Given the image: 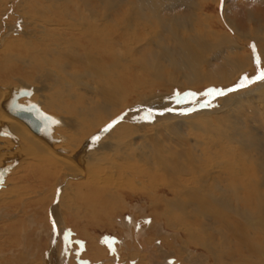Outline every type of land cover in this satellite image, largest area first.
Instances as JSON below:
<instances>
[{
  "label": "bare ground",
  "instance_id": "6f19581e",
  "mask_svg": "<svg viewBox=\"0 0 264 264\" xmlns=\"http://www.w3.org/2000/svg\"><path fill=\"white\" fill-rule=\"evenodd\" d=\"M43 1L21 0L25 11L19 16L28 20L23 22L25 30L4 45L0 26V46L11 62L5 67L0 84L10 78L7 74L14 69L22 71L17 74L29 80L23 79L16 88L7 86V92L0 89V133L5 131L8 135L5 138L0 134V177L17 165L20 170L30 167L34 177L38 171L42 176L58 173L59 179L48 197L49 233L38 263L37 253H27L24 262V256L19 259L9 255L21 225L14 222L15 215L7 212L10 206L6 204L16 197L14 186L0 184V220L6 217L18 225L6 226L7 221L3 231L0 227V232L6 231L5 237H0V264H74L69 258L64 259L63 234L67 227L74 228L76 239L86 242L81 255L84 263L107 259V250L99 237L90 235V228L120 236L117 220L131 206L128 195L152 201L153 205H148L153 221L137 234L129 232L128 223L124 225L128 230L125 235L130 238L126 259H122L125 264H171L173 257L181 264H264V81L239 87L233 94L216 100V108L201 106L192 115L167 111L168 115L156 116L154 109L168 107L162 104L165 94L157 95V90L234 83L257 61L247 51L250 42H254V53L264 62V27L243 31L229 16V0H224L223 6L221 0H197L202 7L195 16L189 13L187 18L172 17L169 21L163 11L177 3L186 6L188 0H45L52 4V9L47 8L54 12L53 21L49 19L51 15H44L46 9L43 14L42 8L37 7ZM212 2H218L222 10L221 32L212 30L211 17L204 12V5ZM190 4L194 2L191 0ZM190 4L185 7L187 10ZM122 8L127 9L124 18L120 14ZM39 16L44 25H40L42 31H38L37 40L32 34L36 33ZM252 20L249 17L250 26ZM6 27L7 32L15 28ZM167 41L171 44L167 45ZM138 44H142L139 49L135 47ZM146 49L149 56L144 55ZM16 52H21V60L15 57ZM13 60L28 71L17 67ZM30 81L35 82V92ZM22 89H31L33 95L18 102L35 105L47 117L49 127L42 136H36L23 122L5 112L14 93ZM44 108L59 116L46 113ZM118 109H130L137 122L148 124L136 125L128 114L120 117L109 131L92 135ZM125 120L129 123L123 124ZM61 127H67L70 136L56 131ZM184 128L195 134L193 141L190 133H183ZM172 135L176 144L172 143ZM96 136L99 140L94 141ZM176 147L181 150L176 151ZM137 158L139 161L135 162ZM15 172L4 178L6 183L12 182ZM59 188L63 190L61 201L54 208ZM162 190L172 198L160 196L158 192ZM66 196L72 197L74 204L81 203L84 210L76 212L71 205V210L63 209ZM39 197L43 203L47 199L45 193ZM22 199L16 201L25 206L27 200ZM156 203L163 204L162 210L159 206L154 208ZM136 212L144 215L145 209ZM50 216L55 231L49 225ZM30 219L36 223L35 217ZM215 225L213 235H209L210 227ZM250 232L254 233V240ZM159 240L162 244L158 247Z\"/></svg>",
  "mask_w": 264,
  "mask_h": 264
},
{
  "label": "rangeland",
  "instance_id": "374dc122",
  "mask_svg": "<svg viewBox=\"0 0 264 264\" xmlns=\"http://www.w3.org/2000/svg\"><path fill=\"white\" fill-rule=\"evenodd\" d=\"M48 1H50V0H48ZM48 1H45L44 0L43 1L44 4H38L37 7L39 6L38 8H42L40 10L42 13H43V9H46V11H44L45 14L44 13L43 14L47 18H48V16L50 17V15H51V17L49 19L51 21H53L52 19H54V14L52 16V13H54V12H52V10H50V11L48 10L47 7H49V6L52 9V6H51L52 4L50 5V3ZM192 1L194 2V4H190L191 3V0H188L187 1V3L190 4V6H189L190 8H188V10L185 7L187 5H189V4H186V6H184L185 5L184 3H183V5L177 3L176 6L172 7L170 10L165 9L163 11V13L167 17L166 19L169 21V20H172V17L173 18H175V17L176 18H179L180 17V20H182L184 18L189 17L188 16L189 13L191 15L194 14V16H195L196 15L195 13H197L196 11L198 10V12H199V10L201 9L202 5H201V3L197 2V0H192ZM20 2H21V0H13V1H10L9 3H8V0H0V26L2 25V27H3L2 28V31H3V34L5 35L4 36V40L2 41L3 42L2 43L3 45L5 44V42L7 40L12 39V37L14 39V37L21 36L22 33H23V31L25 30V27H24L23 22L24 21L27 22L28 20L27 19H24V17H20L19 16L20 14L24 13L23 12V10H24L23 4H22V2L21 3ZM223 5H224V2L222 4V6ZM204 7H205L204 8L205 14H209L210 17H211L210 21L212 22L211 23L212 24V27H213L212 30L213 31L215 30V31L221 32V29H220L221 28V25H220L221 24V20L220 19L222 17V10L218 7V2L217 3L216 2H214V3L212 2L210 5H204ZM229 7H230V13H229L230 18L233 19V21L236 22L243 31L249 33V29H251L253 27H257V26L258 27H264V23H263L264 22V3H257L256 0H241V1L240 0H229ZM21 8H22V10H21ZM7 9H9L8 10V13L9 14L7 13L6 15H3V14H5V12H6ZM189 9H191V12H189ZM126 12H127V9L126 8H122L120 14L123 17L121 15H120V17L124 18ZM49 13H51V14H49ZM146 13L147 12L145 11L144 14H146ZM148 17H151V16L148 15ZM249 17L250 18H253V20H252L253 23L251 22V26H250V22H249ZM42 20L44 21V19H42ZM42 20H41V17H40L39 20L37 21L38 26H36V28L34 30L36 33L35 34H32V35H34V39H37L38 40V38L40 37V34H39L38 31H42L41 30V26H40V25H42V26L44 25V23L42 24V22H43ZM5 24L10 25V26H14L15 27L14 30L7 32V27H6L7 25L5 26ZM30 24L31 23L28 22V26H31ZM157 27H158L157 28L158 30H161V27H159V26H157ZM31 29H33V26H31ZM167 29H168V27L166 25L165 30H167ZM1 33L2 32H0V34ZM182 33L188 34L187 31H184ZM35 43L37 44V41ZM2 44L0 46V78L5 76V70L4 69H5V67H7V64H11V62L9 63V61H8L9 60L8 56L6 55L5 51L3 50V45ZM166 44L169 45L171 43H168V41H167ZM37 45L38 46L39 45L41 46V44H37ZM251 45H254V42H250L249 43L250 48H249V46L247 44V46H248V47L246 46L247 51L248 52L250 51V54L252 55V57H254V58L256 57V60H257V57H258L256 55L257 53H254L253 48L251 47ZM141 46H142V44H138L135 47H137L139 49V48H141ZM255 49H256V47H255ZM148 51H149V49H146L144 51V55L149 56L151 53L148 52ZM255 52H257V51L255 50ZM16 53L18 54V56L16 55L15 57L16 58H19L21 60L22 57L20 58V56H19L21 54V52H16ZM14 63L17 64L18 62L15 61V60H13V64ZM21 66H20V64H17V67L20 68ZM255 66H256V68H255ZM22 67H21L22 70H24V71L27 70V69L24 68V66H22ZM259 68H264V62L260 58H259V63H257V61H255L253 63V66H250L249 68L245 69L242 72L243 74L239 75L238 78H236L237 79V80H235L236 81V84H235V81H233L234 83H232L231 85L230 84L229 85H214L213 87L212 86H208V87L207 86H204V87L199 88V89H195V88L194 89L193 88L192 89H190V88H181V87H178V86H174V87L171 88V90L170 89L157 90L155 94H157V95L158 94H162V95L165 94V96H162L164 98L162 104H166V105L168 104V107H166L165 109H160L159 107L158 108L157 107L154 108L156 110V112H157V114H155V115L156 116H160V115L164 116V114L165 115H168L169 112H176V114H178V115L184 114V116L192 115L197 110L201 109V105L200 104L203 103L204 101H206V99H208V98L212 99V101H211V105L212 106H209V107L210 108H216L217 107L216 100H218L220 97L229 96V95L233 94L234 92L233 91L227 92L226 95L219 96V97L213 99L211 96L205 95V93L209 89H220V90H225L226 91L228 89L235 88V89L238 90V89L241 88V87L239 88L238 86L241 83H245L244 78L245 77H248L249 79L254 78L257 75V72H258V69ZM18 70L19 69H14L15 73H14V71H11L9 74H7L8 76H10V78L7 79L6 82L0 84L1 91L7 92V86L8 87L13 86V88H16L18 85H20V81H22L24 79V76H22V74L19 75L20 73H22V71L20 72V70L19 71ZM17 72L19 74H17ZM3 80H5V79H3ZM24 81L27 82L29 80L28 79H26V80L24 79ZM259 82H261V81H255L253 83L255 84V83H259ZM253 83H247L246 86H245V88H247V86H249L251 84L253 85ZM30 84L32 85V88L34 89V92H35V88H36L35 82L30 81ZM221 86H224V87H221ZM168 90L170 91L171 95L168 93L169 92ZM191 93H195L196 94L194 96L195 98L193 96L186 95V94H191ZM134 98H135V96H133V98H131L129 100L130 104H132L134 102V101H132V99H134ZM36 99H40V96L39 97L37 96ZM177 99L183 100L184 102L183 103H176V100ZM167 101H170V102H167ZM169 104H170V106H169ZM198 105H200V107ZM209 107H206V108H209ZM44 110H45V108H44ZM120 110L118 109L117 110L118 113H116V115L113 118H111L110 120H108V122H106L105 124L101 125L100 128L98 130H96L92 135L98 134L99 132H101V130H103L104 128H106L108 125L112 124L113 121L118 120V118H120L121 116H124V115L125 116L126 115L128 116V114H130V112H129L130 109H126V110H123V111H120ZM167 111H169V112H167ZM45 112L46 113H49L51 115H54V116H59L58 113H55V112H50V111H46V110H45ZM131 117L134 119L133 120V123L137 125L139 122H137L138 120H136V117H134V115H131ZM153 121H155V118H153ZM122 123L123 124L124 123L125 124H128L129 123V120H125ZM139 124H138L139 126H143V125H147L148 123H146V124L139 123ZM66 129H67V127H61V128H57L56 131H60L61 134L69 135L70 136V132L68 130H67L68 131L67 132ZM187 130L189 131L188 128H184L183 129V133L185 135H188L190 133V132L188 133ZM0 134L1 135L3 134L2 137L4 136L5 138H8V135H7V133H5V131L4 132H1ZM200 134H202V133H200ZM1 135H0V137H1ZM188 136L191 137V141H193L196 138V136H195V134H193V132H192V134L190 133V135H188ZM173 137H175V136L172 135L170 137L172 139V143H175L176 144L177 141L176 140H173ZM137 142L140 144L141 139H138ZM175 150L179 152V150H181V149H179L178 147H176ZM25 159H26V157H25ZM28 160L31 163V160L29 159V157H28ZM28 160H27V162H28ZM135 160L136 161L137 160L139 161L138 158L137 159H134V161ZM18 162L20 164V162H22V159H20ZM18 162H17V164H18ZM138 165H140V164H138ZM17 167L18 166L16 165L14 168L12 167V168L6 169L3 172V174L1 175V177H0V184L3 187H7V186L11 187V186H14L15 191H13V194L16 195V197H12L11 200H13V201L19 200L20 201L22 198H23L22 200H27L25 202V206H24V203H22V202L20 203L19 201L18 202L16 201L17 203L12 201L11 204H8V203L6 204L7 206H10L7 209L8 210L7 212L10 215H15L16 216V218H15L16 220H14V222L15 221H16V223L18 222V225H21V227L20 226L18 227V225H16L15 223L13 224V221L11 219H9V218L6 219V217L3 220H0V227H1L2 231H3V228L5 227L7 221L9 223L7 222V225L6 226L13 225V227L14 226L15 227H18L17 228V231H16V234H15L17 237L15 236V239L13 237V240H12V245H11L12 252L9 254L10 256H11V254H14L16 257H19V259H20V257H23L24 256V258H21L22 259V262H24L27 253L30 252L31 255H34V253H37L38 256L36 255L35 261H37V263H38V261L40 259L39 257L42 255L43 251L46 248L45 246H46V242H47V235L49 233V230H47L49 227H48V224H47V221H46V210L48 209V206L50 204L49 203L50 200L48 199V197L51 194L52 189L55 187V183L59 179V176H58V173H51V174H49L48 172H47V175L46 176H42L38 171H35V173H37V177H34V175H31L32 174L31 171H33V170H30L31 169L30 167H29V170H28V168H24V169L20 170V167L18 169H17ZM10 169H12V171ZM40 169H42V168H40ZM15 170L17 171V172H15L17 175L14 176L12 182L6 183V180L4 178H6V179H8V177L10 178V176H12V173L11 172H13ZM44 170H46V169H44ZM2 178H3V180H2ZM63 178H64V176H61L60 177V179H63ZM2 181L4 183H2ZM70 181H72V180L70 179L69 182ZM1 185H0V189L2 187ZM70 185L69 186L72 187L70 189H73L75 187V186H73L74 185V182H71ZM17 188H18V190H17ZM70 189H69V192H71ZM57 190H56V193H55V201H54L55 204L57 203V205H55L54 203L52 204V206L54 208L55 207H58V205L60 204V201H61L60 196H61L62 191H63L60 188L57 189ZM125 190L127 191L126 193H128V194L131 193V190L129 191V189H125ZM40 193L41 194H44L45 193V196L47 195V199L44 201V203L42 201H38L40 199V197H39L40 196ZM158 193H159L160 196H168L169 198H172V195L170 193L167 194L166 192H164V190H162L161 192H158ZM164 193H165V195H164ZM127 197H129L127 203L129 205H131V206H129L128 211H126V213H124V215L122 216V218H118V220H117V224H119V225H117V230H118V232L121 233V235H120L121 237L119 236L118 233H116V234L109 233L108 231L101 230L99 228L97 229V228H93L92 227V228H90L91 230L89 229L91 231L90 232L91 233L90 235L93 238L94 237H99V239L101 240V243H102L101 245L106 250H107V248L103 244V235L104 234H113V235H116L119 238H121L122 243L119 246L115 247V249H116L115 255H118V256H114V258H116V257L118 258V260H119V263L118 264H125V261L124 260L126 258H124V257L127 256V252H126L127 251V249H126L127 248V245L126 244L130 241L129 240L130 238L128 236L129 234L128 235H125V232L128 231V230L125 228L124 225H126L128 223V225H129V232L132 231V232H135V234H137V232L141 228L145 229L149 225V224L146 225V223H144L145 220H150L151 222L153 221V217L149 215L151 213V209H150V207L148 205V204L151 205L152 204V201L151 202H150V200L147 201L143 196H139V195H137V196L128 195ZM65 199H67L68 201H66V204L64 206L65 208H63V209L71 210L70 209V205H71L72 207L75 208V211L76 212L84 210V206L81 203L77 202V203L74 204L72 202L73 201V198L72 197L66 196ZM42 204L43 205L45 204V205L44 206H41L40 208H38L39 207L38 205H42ZM157 206H159L158 209L163 208V204L162 203H156V204H154V208L157 207ZM136 207H138V208H136ZM151 207H153V206H151ZM36 208L38 210H36ZM138 209H145V212H144L145 214L143 213L144 215H140V216L137 215L136 213H138V212H136V210H138ZM49 210L51 212V209L50 208H49ZM67 212L68 213H72V212H69V211H67ZM30 217H31V219L33 217H35V221L34 222L38 223L37 221H39L42 224L41 225L42 227L39 226V223L38 224L31 223V221H29ZM26 218H27V220H26ZM51 220H52V216H50L49 219H48V222H49V225L50 226L53 225V221H51ZM28 221L30 223H28ZM30 224H34V226L33 225H30ZM122 225H123L124 228L123 227L121 228ZM58 226H60V224ZM216 226L217 225L210 227V234L209 235H213ZM161 227H160V230L162 229L161 232L163 233L164 230H163V227L162 228ZM67 228H71L72 231H73V233H74V235L71 237V240L73 241V250L69 254V259L72 260V262L74 261V264H77V262L75 261V259H76L75 250L78 247L83 246V245L85 247V243L86 242L84 240L80 239V238L76 239L77 238V233L74 231V228L73 227H67ZM36 229L39 232L36 231ZM123 231H124V233H123ZM35 232H38V235L39 236L36 235ZM144 232L146 234L148 233L147 230L146 231L144 230ZM0 233H2V232H0ZM4 233H2L0 235L1 239H3V237H5V235L3 236ZM253 234H254L253 232H250L249 233V236L251 237L252 240H254L252 238ZM147 236H148V234H147ZM73 238L76 239V240H73ZM161 244H162V241L161 240H159V243L156 242V245L158 247ZM124 248H125V250H124ZM46 252H48V251H46ZM107 253H108L107 259H105V260H103L101 262H98V263L115 264L114 259H113V255L111 254V252L109 253L108 250H107ZM81 255H83V253ZM81 255H80V264L82 262L84 263V261L82 260V256ZM63 257H64V255H63ZM37 258H39V259L37 260ZM173 258L174 259H171L172 260V263H174V264H181V263H179L178 259H176L175 257H173ZM64 259H65V261H68L69 260L67 256H65ZM122 259H124V260L122 261ZM253 261L254 262H257L255 259ZM87 262L89 264H93L94 263V262H91L90 260H88Z\"/></svg>",
  "mask_w": 264,
  "mask_h": 264
},
{
  "label": "water",
  "instance_id": "95a60500",
  "mask_svg": "<svg viewBox=\"0 0 264 264\" xmlns=\"http://www.w3.org/2000/svg\"><path fill=\"white\" fill-rule=\"evenodd\" d=\"M32 94L31 89L19 90L14 93L10 104L6 105L4 109L7 114L23 122L33 134L42 136L49 127L47 117L42 115V112L35 105L20 104L18 102L23 98L32 96Z\"/></svg>",
  "mask_w": 264,
  "mask_h": 264
},
{
  "label": "snow or ice",
  "instance_id": "6c2138e0",
  "mask_svg": "<svg viewBox=\"0 0 264 264\" xmlns=\"http://www.w3.org/2000/svg\"><path fill=\"white\" fill-rule=\"evenodd\" d=\"M224 0H221V3L223 4ZM251 47L253 48V51L255 52V45H251ZM257 63H259V58L257 57ZM245 80V83H241L238 87H245L247 83H253L255 81H264V68H259L258 69V72H257V75L252 78V79H249L248 77H245L244 78ZM236 89L233 88V89H228L227 91L225 90H220V89H209L205 95H208V96H211L213 99L219 97V96H224L227 94V92H231V91H235ZM186 95H189V96H195L196 94L195 93H191V94H186ZM184 101L183 100H180V99H177L176 100V103H183ZM202 107H209V106H212L211 105V101H204L201 105ZM122 119V118H121ZM119 120L117 121H113V124H110L108 125L106 128H104L102 131L104 132H107L109 131V129L115 124V123H118ZM58 123V122H57ZM94 141L96 140H99V136H96L93 138ZM131 222V221H130ZM144 223L146 224H150L151 221L150 220H145ZM53 230H55V223H53ZM66 242H67V237H66ZM105 243L108 244V247L110 250H113V247H112V242L110 240H105L104 241ZM157 243H159V241H157Z\"/></svg>",
  "mask_w": 264,
  "mask_h": 264
},
{
  "label": "crops",
  "instance_id": "0c3cea01",
  "mask_svg": "<svg viewBox=\"0 0 264 264\" xmlns=\"http://www.w3.org/2000/svg\"><path fill=\"white\" fill-rule=\"evenodd\" d=\"M64 233L65 234H63V243H64L63 244V247H64L63 249H64V253L69 258V254H70V252L73 249V241L71 240V237L74 235V233H73V231H72L71 228H67L64 231ZM66 237H67V242H66ZM106 239L107 240H110L112 242V247H113L114 251L113 250H110L109 247H108V244L104 242ZM121 243H122L121 239L118 236H116V235H113V234H104L103 235V244L107 248L108 252L109 253L111 252V254L113 255V259H114L115 264H118L119 263L118 258L117 257L114 258V256H118V255H115V253H116L115 247L119 246ZM83 250H84V245L78 247L75 250V254H76L75 261L77 262V264H80V255L83 253ZM83 264H89V263H83ZM97 264H104V263H97ZM171 264H174V263L171 262Z\"/></svg>",
  "mask_w": 264,
  "mask_h": 264
}]
</instances>
